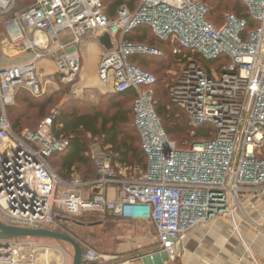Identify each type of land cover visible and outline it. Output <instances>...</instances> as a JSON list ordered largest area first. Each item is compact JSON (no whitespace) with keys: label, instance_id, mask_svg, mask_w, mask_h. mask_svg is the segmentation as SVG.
<instances>
[{"label":"built area","instance_id":"built-area-1","mask_svg":"<svg viewBox=\"0 0 264 264\" xmlns=\"http://www.w3.org/2000/svg\"><path fill=\"white\" fill-rule=\"evenodd\" d=\"M243 2L255 22L251 30L246 20L232 14L216 27L207 20L209 8L200 0H138L135 10L124 5L114 19L104 0H34L18 11V0H0V22L8 17L2 22L5 60L0 64L3 223L54 230L58 221L86 214L149 222L158 245L149 259L165 256L174 262L194 228L217 219L235 221L238 215L247 218L246 207L264 194V0ZM140 26L151 28L160 41L179 44L173 53L180 57L181 71L169 87L171 102L193 127L211 126L213 139L189 149L166 140L151 89L157 79L131 62L134 55L164 53L126 40ZM105 35L117 46L102 53L99 80L112 92L137 93L135 126L148 169L122 176L110 154L95 147L90 158L97 178L84 181L73 175L66 181L52 167L54 156L70 148V142L53 130L59 113L52 112L36 132L26 129L18 134L7 109L15 105L21 90L35 98L46 94L38 72V63L45 59H54L63 83H74L73 94L81 92L75 82L82 68L81 48L87 39L100 42ZM14 51L30 57L13 63L8 52ZM196 54L209 62L227 61L208 72L193 60ZM50 252L54 249L35 239L0 240V264H48ZM133 260L91 249L84 252L85 264Z\"/></svg>","mask_w":264,"mask_h":264},{"label":"trees","instance_id":"trees-1","mask_svg":"<svg viewBox=\"0 0 264 264\" xmlns=\"http://www.w3.org/2000/svg\"><path fill=\"white\" fill-rule=\"evenodd\" d=\"M211 1H213V5L211 6H208L205 3L206 1L202 2L209 8L207 20L210 23L216 27H221L225 22L227 9L232 8L230 14L235 15L239 19L246 20L248 23L247 29H253L255 22L251 18L243 0ZM33 2L34 0H18L16 11L30 6ZM104 3L108 16L114 19L117 16V11L124 5H128L131 10H135L138 0H104ZM211 18L215 20V24L210 21ZM7 19L8 17H4L0 22L1 32L3 31L2 22ZM126 40L163 51V57L134 55L131 58V62L134 65L152 73L156 79L157 76L155 73L158 71L166 73L169 77L168 82H171L173 79L169 72L178 67L180 73V57L173 53L176 48H179L177 42L172 44L171 41H160L152 29L147 26L138 27L126 36ZM183 53H187L189 56L191 55L186 50H183ZM192 57L194 61L202 65L208 72L212 67L219 68L224 63L223 61H227L209 62L199 54ZM158 60L160 61L156 62ZM177 77L178 73L176 74L175 80ZM54 79L60 81L58 76ZM168 82H166L162 93H159L160 91L157 90V86L159 85L158 79L156 84L151 88L154 91V109L161 119L168 139L170 141L177 139L181 141L180 143L187 140L191 143L194 139L198 141L213 139L214 132L211 126L204 125L197 129L189 127V117L171 102L169 89L167 91L166 88ZM65 93L54 90L52 93L47 92L45 95L35 98L29 92L21 90L16 97L15 105L7 109L8 118L13 130L20 134L26 129L36 132L43 120L50 115V112H53L50 108L62 104L64 111H61L54 120L53 130L58 138L63 137V139L70 142V148L63 154L55 155L52 160L54 171L62 179L70 181L73 175H79L84 181L95 180L97 173L95 165L90 158V153L95 147L106 150L110 154L118 173L119 169L117 166L130 168L131 171H135V169L143 172L147 171L148 159L142 149L141 136L135 126L134 104L138 99L135 91L125 93L104 92L99 95L98 100L70 98L63 102L62 98ZM158 97H163V101ZM190 130H193L192 133H195L193 137H191L190 132L188 133ZM178 148L180 147L178 146ZM107 219L115 218L110 217ZM105 220L97 214H86L80 217H73L67 221L60 220L54 227V230L74 238L85 252L89 249L94 250L88 246L86 239L90 237L95 238V235L92 234L90 237L88 235L84 236L68 226L73 223L81 228L94 229L99 226L103 228L102 224H105Z\"/></svg>","mask_w":264,"mask_h":264},{"label":"crops","instance_id":"crops-1","mask_svg":"<svg viewBox=\"0 0 264 264\" xmlns=\"http://www.w3.org/2000/svg\"><path fill=\"white\" fill-rule=\"evenodd\" d=\"M2 45L4 46V43ZM106 45L102 44L101 41L95 42L89 39L85 41L81 48V72L83 69L84 55L89 53L91 47H96L98 49V55L101 57ZM8 54L11 59H14V61H12L13 63L25 61V59L30 57V55L18 56L15 51L13 53L8 52ZM0 59L1 61L5 60L4 51L3 57ZM45 60L55 62L54 59ZM99 64L100 58L98 61V71ZM81 72L76 82L77 86L81 89V92H83V90L95 89L93 87L91 88L92 84L86 86L81 85ZM39 73L42 78L48 79V81L49 79H54L58 75L57 72L46 78L44 77L45 73L42 71ZM47 86L48 85H46V88ZM104 88L106 90L103 92H112L105 86ZM48 89L49 88H47V92ZM110 194L113 197V191H111ZM246 212L248 216L247 218L238 215L235 221L225 218L217 219L191 230L182 241L179 256L174 262L169 261L165 256L156 257L154 260L149 259L150 255H153L158 248L156 230L152 223L135 220H122L111 214L105 219L114 217L115 219L117 218L130 223L131 226L136 229V231L132 233L137 235V238L134 239L133 242V249L131 251L126 250L119 256L121 261H124L125 258H134L130 264H264V194H261L256 201L247 206ZM102 219L105 220L104 218ZM36 242L47 249H54L53 253L50 252L46 255L48 260H45V263L62 264L64 259L65 264H70L71 258L69 259V250H66L68 252L67 254L63 247L45 246L39 241ZM248 248L251 250V255L247 250ZM55 250L61 251L56 252ZM62 252L65 253L66 258L62 255Z\"/></svg>","mask_w":264,"mask_h":264},{"label":"rangeland","instance_id":"rangeland-1","mask_svg":"<svg viewBox=\"0 0 264 264\" xmlns=\"http://www.w3.org/2000/svg\"><path fill=\"white\" fill-rule=\"evenodd\" d=\"M201 2H205L208 6L213 5V1L211 0H200ZM230 7V5H228ZM232 10V8H228L227 9V13L225 14L226 16L228 14H230V11ZM225 16V17H226ZM211 22H213L215 24V20L213 18L210 19ZM3 40L4 38L2 37V32L0 31V58L3 57V50H4V46L3 44ZM117 43L115 42V40L111 39L109 37V41L108 44L105 46L104 52H109L112 51L116 48ZM97 48L96 47H91L89 53L87 55H84L85 57L83 58V69L81 72V85L82 86H86L88 84H92L91 88H95V90L90 89V90H83V92H81L78 95H74L73 94V84L74 83H70V84H65L61 81L60 76L57 75L60 79V81H58L57 79H45L42 78V81L44 82V84L48 85L47 88L48 89V93H52L54 90H58V91H62V92H66L62 98V101H67L70 98H77V99H89V100H98V98L100 97V94H103L106 89L104 88L103 84L99 81V77H98V61L99 58L101 60V57H99L98 52H97ZM169 53V52H168ZM11 58V57H10ZM16 59V58H15ZM11 61H14V59H11ZM160 60L156 61L159 62ZM1 59H0V64H1ZM177 66V65H176ZM42 71L43 73H45L44 77H50L53 74L57 73V66L55 64V62L53 61H49V60H41L38 63V72ZM155 72V70H154ZM178 73L179 75V68H175V70H172L171 72H169L170 76L173 78L171 80V82H168L169 77L166 75L165 72L163 71H158L156 74L157 79L159 81V85L157 86V90H159V93H162L164 90V86L167 83V91L170 87V85L173 84V82L175 81L176 78V74ZM47 81V82H46ZM75 82H77V79L75 80ZM85 88V87H84ZM90 88V87H89ZM67 93H69L67 95ZM67 95V96H66ZM160 96V95H159ZM160 100L163 101V97H158ZM50 110H52L53 112H58L60 113L61 111H64V109H62V104L57 107H51ZM51 114V112H50ZM189 127H193L191 122L188 123ZM194 129H197L195 127H193ZM186 132V131H185ZM191 133V137H193L195 135V133H192L193 130L188 131V133ZM173 138V137H171ZM173 140V139H172ZM171 140V141H172ZM182 140V139H180ZM172 142L176 143L180 148L182 149H189L191 146H193L195 143L197 142H201L198 140L192 141L190 143V141H182V143H180L181 141H178L177 139H174ZM117 168L119 169V173L122 176H130L131 173L134 174V171H131L130 168H125V167H121V166H117ZM0 221L4 222L3 219L0 218ZM107 222V223H106ZM105 224L100 227L97 228H92V229H88V228H81L80 226H78L77 224H73L71 223L68 227L71 228L72 230H74L75 232H79L84 236H91L92 234L95 235V238H88L86 239V242L88 244L89 247L93 248L95 251H97L98 253L102 254V255H110V256H120L121 254H123L126 250L127 251H131L133 249V242L134 239L137 238V235L132 234L134 231H136V229H134L130 223H127L125 221H122L120 219H106L104 221ZM149 227V226H147ZM150 228V227H149ZM134 229V230H133ZM149 231V230H148ZM144 233V232H143ZM82 235H80L81 237H83ZM126 236V238H125ZM125 238V239H124ZM124 239V240H123ZM34 240V239H31ZM35 241H39L40 243L44 244L45 246H51V247H63L65 248V250H69V255L70 258H73L74 255V251L72 249V247H70L68 244H59L56 243L54 241L51 240H35ZM136 248V247H135ZM70 259V264H72V260ZM127 260H133L134 258H125L124 261Z\"/></svg>","mask_w":264,"mask_h":264},{"label":"water","instance_id":"water-1","mask_svg":"<svg viewBox=\"0 0 264 264\" xmlns=\"http://www.w3.org/2000/svg\"><path fill=\"white\" fill-rule=\"evenodd\" d=\"M108 41V35H105L101 38V43L104 45H106ZM166 140H168L167 135ZM19 239L51 240L59 244H68L74 251L72 264H85L84 250L82 246L71 236L52 229L34 230L28 228L13 227L0 221L1 241L5 240L6 242H8L10 240Z\"/></svg>","mask_w":264,"mask_h":264}]
</instances>
